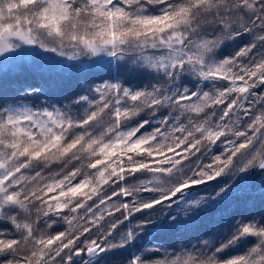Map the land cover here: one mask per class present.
Wrapping results in <instances>:
<instances>
[{"label": "snow or ice", "instance_id": "1", "mask_svg": "<svg viewBox=\"0 0 264 264\" xmlns=\"http://www.w3.org/2000/svg\"><path fill=\"white\" fill-rule=\"evenodd\" d=\"M0 264H264V0H0Z\"/></svg>", "mask_w": 264, "mask_h": 264}, {"label": "trees", "instance_id": "2", "mask_svg": "<svg viewBox=\"0 0 264 264\" xmlns=\"http://www.w3.org/2000/svg\"><path fill=\"white\" fill-rule=\"evenodd\" d=\"M86 82L85 79L76 74L58 76L54 74H40L33 72H24L20 74L12 73L8 77L7 89L9 96H15L17 94L15 91L17 87L25 84H35L47 88L52 96H61L70 94L74 88L82 86ZM201 195H206V193L202 192ZM234 199L237 203L243 204L248 209L253 211L259 210L260 196L259 191L255 188H249L237 193ZM126 254L127 253H125V255Z\"/></svg>", "mask_w": 264, "mask_h": 264}]
</instances>
